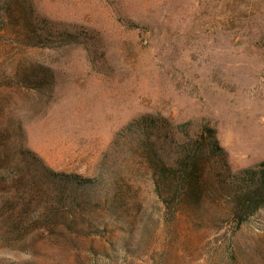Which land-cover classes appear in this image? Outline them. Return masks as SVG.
<instances>
[{
    "label": "rangeland",
    "instance_id": "rangeland-1",
    "mask_svg": "<svg viewBox=\"0 0 264 264\" xmlns=\"http://www.w3.org/2000/svg\"><path fill=\"white\" fill-rule=\"evenodd\" d=\"M143 113L212 128L222 173L264 161V0H0V264H264V207L166 249L148 164L117 134Z\"/></svg>",
    "mask_w": 264,
    "mask_h": 264
},
{
    "label": "trees",
    "instance_id": "trees-1",
    "mask_svg": "<svg viewBox=\"0 0 264 264\" xmlns=\"http://www.w3.org/2000/svg\"><path fill=\"white\" fill-rule=\"evenodd\" d=\"M59 33L66 39H78L82 34L81 31L74 33L67 29ZM213 132L212 128L205 126L193 130L190 121L173 124L160 114L143 113L128 121L117 133L124 137L133 136L148 164L154 192L163 206L167 250L173 241L169 243L168 236L178 237L175 230L179 231L180 225L213 232L214 236H217V231L230 228L234 235L264 207V161L232 174L217 171L215 165L220 148L217 149ZM2 161L0 154V168ZM29 171L30 176L38 180V172L31 167ZM24 186L31 189L29 195L32 196V186L27 183ZM4 218L6 226L15 221L13 215ZM18 219L10 231L25 235L24 221ZM22 237L12 239L18 241ZM73 237L61 232L56 243L65 246ZM229 244L232 246L233 240L230 239ZM90 250L93 251L92 246ZM70 251L72 257L69 255V258L73 259V264H100V259L93 261L91 255L83 257L78 251ZM159 258V261L166 259L163 254H159Z\"/></svg>",
    "mask_w": 264,
    "mask_h": 264
}]
</instances>
